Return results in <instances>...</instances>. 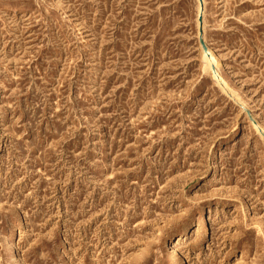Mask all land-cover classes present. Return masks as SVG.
Here are the masks:
<instances>
[{
	"label": "rangeland",
	"instance_id": "obj_1",
	"mask_svg": "<svg viewBox=\"0 0 264 264\" xmlns=\"http://www.w3.org/2000/svg\"><path fill=\"white\" fill-rule=\"evenodd\" d=\"M198 7L0 0V264H264V0Z\"/></svg>",
	"mask_w": 264,
	"mask_h": 264
},
{
	"label": "water",
	"instance_id": "obj_2",
	"mask_svg": "<svg viewBox=\"0 0 264 264\" xmlns=\"http://www.w3.org/2000/svg\"><path fill=\"white\" fill-rule=\"evenodd\" d=\"M198 2H199V6H200V11H199L198 16H197V20H198V43L200 45L202 52H207V45H206L204 38H203V0H198ZM262 136L264 139L263 133H262Z\"/></svg>",
	"mask_w": 264,
	"mask_h": 264
},
{
	"label": "bare ground",
	"instance_id": "obj_3",
	"mask_svg": "<svg viewBox=\"0 0 264 264\" xmlns=\"http://www.w3.org/2000/svg\"><path fill=\"white\" fill-rule=\"evenodd\" d=\"M199 11H200V6L198 7V13H199ZM198 13H197V16H198ZM183 229H184V227H183ZM183 229L181 230V232L183 231ZM175 234H176V232H175Z\"/></svg>",
	"mask_w": 264,
	"mask_h": 264
}]
</instances>
